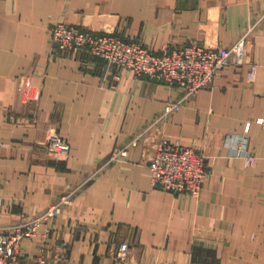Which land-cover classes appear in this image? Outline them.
I'll return each instance as SVG.
<instances>
[{
  "label": "crops",
  "instance_id": "1",
  "mask_svg": "<svg viewBox=\"0 0 264 264\" xmlns=\"http://www.w3.org/2000/svg\"><path fill=\"white\" fill-rule=\"evenodd\" d=\"M264 12V0H0V231L40 214L67 186L100 175L37 236L30 261L51 264H264V20L240 65L221 70L179 111L105 165L180 94L121 71L109 86L105 62L52 53L53 23L140 40L159 52L195 43L230 47ZM110 72V73H109ZM53 134L66 155L47 153ZM165 138L206 156L198 197L151 185L148 164ZM253 161L247 164L246 158Z\"/></svg>",
  "mask_w": 264,
  "mask_h": 264
},
{
  "label": "built area",
  "instance_id": "2",
  "mask_svg": "<svg viewBox=\"0 0 264 264\" xmlns=\"http://www.w3.org/2000/svg\"><path fill=\"white\" fill-rule=\"evenodd\" d=\"M264 20V12L253 23H249L241 37L230 47L209 48L190 43L180 47L167 48L155 52L140 40H126L113 33H98L85 27L53 23L49 28L52 53L62 55H89L102 60L109 67L111 78L109 86L114 88L121 78V71L128 70L135 79L147 77L166 87L176 89L180 97L168 102L150 124L124 147L112 151L107 163L123 161L130 146L136 144L147 132L162 123L167 116L179 111L200 90L213 85L217 74L232 63L240 65L243 61L246 44L256 26ZM259 125L264 119H256ZM47 153L60 157L69 152L70 146L59 134H53L43 143ZM247 164L253 161L246 158ZM206 156L192 147L182 146L161 138L156 143L155 152L149 161L151 185L172 194H186L198 197L209 177L205 168ZM104 165L95 169L87 178L65 192L40 214L30 220H23L0 231V264H51L46 258L44 248L32 260L27 261L21 254L23 240L37 236L39 228L54 219L64 207L72 205L75 195L100 175ZM129 244L120 243L112 253L114 264H126Z\"/></svg>",
  "mask_w": 264,
  "mask_h": 264
},
{
  "label": "rangeland",
  "instance_id": "3",
  "mask_svg": "<svg viewBox=\"0 0 264 264\" xmlns=\"http://www.w3.org/2000/svg\"><path fill=\"white\" fill-rule=\"evenodd\" d=\"M248 24H249V23H248ZM248 24H247V25H248ZM246 27H247V26H246Z\"/></svg>",
  "mask_w": 264,
  "mask_h": 264
}]
</instances>
